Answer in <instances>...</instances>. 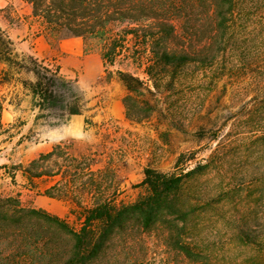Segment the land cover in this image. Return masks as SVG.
<instances>
[{
	"label": "rangeland",
	"instance_id": "rangeland-1",
	"mask_svg": "<svg viewBox=\"0 0 264 264\" xmlns=\"http://www.w3.org/2000/svg\"><path fill=\"white\" fill-rule=\"evenodd\" d=\"M171 1H177L170 6L181 17L173 21L170 47L194 53L206 49L215 23L210 0ZM234 1L225 37L213 47L215 57L190 63L158 92L151 87L154 111L134 123L125 117L127 91L116 74L133 71L127 62L108 67L113 73L108 81L96 41L47 36L24 0H0V29L18 52L34 55L73 81L85 117L78 136L66 135L53 125L68 124L60 113L35 121L38 111L33 112L32 96L19 81L33 80L31 75L22 73L0 85L11 104L7 111L16 114L0 129V193L78 229L84 211L97 200L120 205L145 195V168L198 171L183 189L197 207L183 231L197 261L173 249L168 231L156 226L117 233L102 264H264V0ZM2 69L0 64V77ZM55 146L58 156L44 163L53 177L34 179L31 187L16 166L26 167ZM53 185L61 198L45 194ZM241 231L255 244L240 240ZM28 248L38 250L33 243L0 235V264H28Z\"/></svg>",
	"mask_w": 264,
	"mask_h": 264
},
{
	"label": "trees",
	"instance_id": "trees-1",
	"mask_svg": "<svg viewBox=\"0 0 264 264\" xmlns=\"http://www.w3.org/2000/svg\"><path fill=\"white\" fill-rule=\"evenodd\" d=\"M30 8V17L40 24L47 36H71L94 40L100 45L107 80L113 79L108 67L127 62L133 71H117V80L126 89L123 98L125 117L140 123L148 120L154 111L149 96L151 87L158 92L168 79L170 86L177 73L193 62H205L215 57L214 45L225 37L226 23L233 13L234 0H210L211 15L215 22L208 33L207 48L201 52L185 48L172 49L169 42L175 36L173 21L180 18L172 8L171 0H24ZM171 5V6H170ZM171 7V8H170ZM4 9L0 8V15ZM0 85L11 82L19 74H29L33 80H19L33 99L38 111L36 120L51 113H60L64 122L83 112L84 102L73 81L63 76L58 68L25 52H18L14 41L0 29ZM18 80V79H17ZM6 97L0 94V129ZM62 121V123H64ZM57 126L60 123H54ZM59 146L40 154L26 167L16 166L23 172L30 186L34 179L53 177V171L44 163L58 156ZM198 171L185 174L163 173L144 169L141 183L146 194L129 204L116 205L100 199L84 211L78 229L70 227L62 218L42 208L26 207L18 198L0 193V235L18 243H33L25 252L28 264H102L112 238L126 229L150 231L161 226L168 231V244L192 261L199 258L185 243L183 231L189 215L196 211L184 195V185ZM53 185L45 194H54ZM239 239L255 244V239L241 231ZM24 258V250L21 253Z\"/></svg>",
	"mask_w": 264,
	"mask_h": 264
},
{
	"label": "crops",
	"instance_id": "crops-1",
	"mask_svg": "<svg viewBox=\"0 0 264 264\" xmlns=\"http://www.w3.org/2000/svg\"><path fill=\"white\" fill-rule=\"evenodd\" d=\"M27 92V91H26ZM5 96V95H4ZM6 97V96H5ZM122 101V100H121ZM8 106H11V104L7 101H5V104H4V108H3V111H2V117H1V122L3 124V122L6 120V122H10L14 116L16 115L14 112L12 111H7L6 107ZM33 112H35L36 109H34V107L32 108ZM37 116V115H36ZM36 116H35V121H38L36 120ZM7 118V119H5ZM85 120V117H84V114H80V115H73V116H70L68 119H67V123L64 127L63 126H54L55 128H58L60 129V131H63L64 134L66 135H69V136H78L81 132H82V123L84 122ZM53 132V131H52ZM53 149V147L51 148V150ZM50 150V151H51ZM49 151V152H50ZM48 153V152H47ZM42 154H45V153H42ZM22 176L24 177L23 175V172H21ZM25 178V177H24ZM48 178V177H47ZM50 178V177H49ZM42 179V178H40Z\"/></svg>",
	"mask_w": 264,
	"mask_h": 264
}]
</instances>
